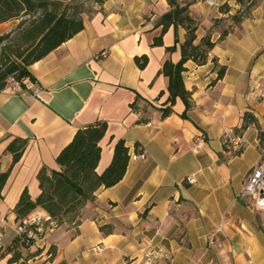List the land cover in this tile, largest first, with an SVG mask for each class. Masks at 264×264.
<instances>
[{"label": "crops", "instance_id": "crops-1", "mask_svg": "<svg viewBox=\"0 0 264 264\" xmlns=\"http://www.w3.org/2000/svg\"><path fill=\"white\" fill-rule=\"evenodd\" d=\"M180 1L191 3L197 41L211 34L216 43L207 64L185 65L189 110L180 99L169 116L160 110L169 96L160 71L166 61L181 60L186 39L184 28L170 27L163 44L153 45L168 0L95 5L82 14L81 32L30 66L33 90L19 93L8 85L0 92V169L9 172L0 197L4 247L17 236L14 210L22 193L38 199L39 172L60 169L57 157L79 128L107 124L99 174L111 164L118 140L130 150L124 178L97 191L79 225L58 227L23 249L18 261L11 262L10 253L0 264H264V209L242 194L250 171L264 168V0ZM245 8L243 21L234 24L230 17ZM143 55L149 62L140 69L135 57ZM214 59L226 68L221 79ZM246 112L258 126L225 150V135H234ZM15 140L27 142L16 164L7 150ZM137 144L143 160L133 159ZM193 174L197 182H185Z\"/></svg>", "mask_w": 264, "mask_h": 264}, {"label": "trees", "instance_id": "trees-1", "mask_svg": "<svg viewBox=\"0 0 264 264\" xmlns=\"http://www.w3.org/2000/svg\"><path fill=\"white\" fill-rule=\"evenodd\" d=\"M95 5H103L105 0H92ZM170 10L158 20V26H162V34L154 39V46L163 44L162 36L170 28L175 31L179 27L186 30V39L181 44V60L173 63L168 60L164 63L160 73L168 78V99L160 108L162 117H167L173 112L177 100L183 101L186 111L193 106L192 92L186 89L184 83L185 67L188 61L197 65H205L209 61V54L215 46L212 35L208 34L199 42L197 31L198 22L190 14L191 3L180 0H168ZM223 13H229L227 5L221 8ZM92 13V12H91ZM83 12L74 6L63 8L60 0H0V24L13 20H20L18 26L10 32L0 36V92L9 85L11 78L22 81L26 78L36 82L30 71V66L42 60L63 43L74 37L84 29ZM245 16H231L234 24H239ZM230 28L225 29L220 37L226 38ZM176 43L178 39L176 37ZM172 48L170 50H174ZM135 62L140 69H144L149 62L147 55L135 57ZM215 67L217 61L213 60ZM226 68L218 67V78L225 74ZM164 93H161L160 97ZM137 110V104L132 105ZM186 114H184L185 116ZM258 126L257 118L246 112L240 128L234 130L235 137H241L251 126ZM107 124L104 121H96L79 128L72 141L67 144L57 157L59 170L44 168L38 174L41 194L33 201L25 190L15 207L16 219L19 224L33 211L43 209L58 227L63 225L77 226L81 222V211L90 202L96 199V193L100 188L116 186L124 178L130 162V150L124 140H118L115 144L114 155L111 164L99 174L97 167L101 159L102 148L100 141L105 136ZM264 133L260 132L262 140ZM27 142L15 140L7 150L13 155V163L20 161ZM228 144L224 145L225 150ZM138 147V148H137ZM136 152L142 151L136 145ZM242 149L235 152L240 154ZM9 172H1L0 169V197L8 180ZM105 231L104 227H101ZM34 241L25 233L17 235L10 246L4 247L0 243V256L6 257L13 253L11 262H16L23 257L22 250L29 249Z\"/></svg>", "mask_w": 264, "mask_h": 264}, {"label": "built area", "instance_id": "built-area-1", "mask_svg": "<svg viewBox=\"0 0 264 264\" xmlns=\"http://www.w3.org/2000/svg\"><path fill=\"white\" fill-rule=\"evenodd\" d=\"M11 85L17 92L24 93V90H33L36 86V82L29 78L22 81H17L13 78L9 80ZM37 96L40 95L39 90H35ZM224 144L231 146L236 142V137L232 134H227L224 137ZM203 140L200 139L198 144ZM145 153L138 151L134 154L133 159L143 160L145 159ZM185 182L189 184H195L196 176L190 175L186 178ZM243 195L251 198L255 206L259 209H264V168L262 165L255 166L247 176L246 184L244 186ZM58 226L55 221L43 210L36 209L27 218L23 220L22 224L17 225V235L25 233L29 239L34 241V244L41 242L46 234L50 231L57 229ZM221 230V229H220ZM1 243V235H0Z\"/></svg>", "mask_w": 264, "mask_h": 264}, {"label": "rangeland", "instance_id": "rangeland-1", "mask_svg": "<svg viewBox=\"0 0 264 264\" xmlns=\"http://www.w3.org/2000/svg\"><path fill=\"white\" fill-rule=\"evenodd\" d=\"M60 1L63 4V8L67 6H74L79 10V12H83L87 14L93 12L94 6H95L92 0H60ZM246 12H247V9L245 8L242 12H238L235 15L246 16ZM230 20L232 21L231 17H230ZM20 21L21 19L13 20V21H10V24H8L7 26H2L3 28H0V34L2 33V35H4L10 32L11 30H14L18 26ZM4 27H8V29ZM63 226H68V225H63Z\"/></svg>", "mask_w": 264, "mask_h": 264}]
</instances>
